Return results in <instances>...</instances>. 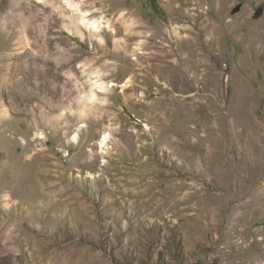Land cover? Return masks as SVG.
I'll list each match as a JSON object with an SVG mask.
<instances>
[{
	"label": "rangeland",
	"instance_id": "374dc122",
	"mask_svg": "<svg viewBox=\"0 0 264 264\" xmlns=\"http://www.w3.org/2000/svg\"><path fill=\"white\" fill-rule=\"evenodd\" d=\"M71 1L0 0V264H264V0Z\"/></svg>",
	"mask_w": 264,
	"mask_h": 264
},
{
	"label": "bare ground",
	"instance_id": "6f19581e",
	"mask_svg": "<svg viewBox=\"0 0 264 264\" xmlns=\"http://www.w3.org/2000/svg\"><path fill=\"white\" fill-rule=\"evenodd\" d=\"M2 1V0H1ZM4 3L6 2V8L7 11L5 14L2 16L4 18L3 20V29L8 28L7 22L10 20L12 22L13 26L18 27L16 31V37L14 38L13 44L16 45V48L19 49H25L27 55H32L31 52V42H30V37H29V31L31 30V24L33 22V18L30 16H26V13H30L32 11V8L35 7L31 3L32 1L36 0H3ZM62 7L64 9H71L72 11H75L77 13V20L78 24L84 26L86 29L91 30V31H98L102 27V22L101 20L97 18H87L86 12L82 11L79 7V4L76 2H72L71 0H63ZM65 10V11H66ZM14 28V27H13ZM215 28V31H217V28ZM77 32L82 35V32L78 29ZM213 33V32H212ZM213 37H210L212 39ZM216 38V36H215ZM140 42V41H139ZM141 45V44H140ZM140 45L139 43L135 46V49L137 53L142 54L140 51ZM22 51H18L15 53H8L7 56H4L3 59H14V61H9L7 63H3L1 67L6 66L7 68L12 69V73L9 75L11 81L14 84H17L19 82V79L16 78V74L22 72L23 70V65L20 62V58L22 56ZM162 57V56H161ZM177 66V65H176ZM99 76V74H97ZM6 78V77H5ZM4 79V78H3ZM5 80V79H4ZM103 82H99L98 79H95L91 82V87H90V93L88 95V99L90 101H93L96 99V91L94 88H97L98 90L104 89V86L102 84ZM126 84V82H125ZM124 86H127V84ZM111 84H108L110 86ZM83 126V125H82ZM76 134L74 135V137ZM109 133L104 132L101 134L99 140H98V145L100 148L101 152L106 153V148H107V142L109 140Z\"/></svg>",
	"mask_w": 264,
	"mask_h": 264
},
{
	"label": "water",
	"instance_id": "95a60500",
	"mask_svg": "<svg viewBox=\"0 0 264 264\" xmlns=\"http://www.w3.org/2000/svg\"><path fill=\"white\" fill-rule=\"evenodd\" d=\"M241 8V3H238L236 6H234L231 10V13H236L240 10ZM262 11H263V7L260 6L256 9L255 13H254V17L257 18L259 17L261 14H262Z\"/></svg>",
	"mask_w": 264,
	"mask_h": 264
}]
</instances>
